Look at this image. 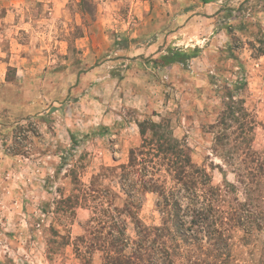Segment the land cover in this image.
I'll return each mask as SVG.
<instances>
[{
  "label": "rangeland",
  "instance_id": "obj_1",
  "mask_svg": "<svg viewBox=\"0 0 264 264\" xmlns=\"http://www.w3.org/2000/svg\"><path fill=\"white\" fill-rule=\"evenodd\" d=\"M202 7V0H0V264H101L94 208L128 200L119 167L150 137L140 133L145 121L167 124L211 186L236 185L218 195V210L232 213L233 198L243 201V168L253 188L260 184L252 195L264 199V0ZM176 51L191 57L154 63ZM79 182L86 196L74 190ZM73 193L80 204L70 217L60 201ZM131 196L134 218L120 215L127 252L136 217L161 225L155 193ZM216 217L234 223L224 212ZM257 221L262 228L249 236L230 233L219 257L205 232L209 263L264 264V217Z\"/></svg>",
  "mask_w": 264,
  "mask_h": 264
},
{
  "label": "trees",
  "instance_id": "obj_2",
  "mask_svg": "<svg viewBox=\"0 0 264 264\" xmlns=\"http://www.w3.org/2000/svg\"><path fill=\"white\" fill-rule=\"evenodd\" d=\"M190 57L186 53L176 51L162 55L154 63L164 66L183 62ZM143 123L146 128L140 129V133L145 136L146 131H149L150 137L144 138L139 150L131 153L129 162L119 167V180L124 189L127 188L128 200L121 208L114 206L106 209L101 203L98 208H94L97 216L92 215L91 218L92 222L99 226V234L96 235L104 252V261L101 264H172L176 257L181 264H216L207 260L206 250L209 247L203 245L201 236H204L205 232L208 234L209 240H212L209 246L219 257L227 252L222 243L231 238L230 233L239 229L245 236H249L255 225L256 229L262 228L261 220L256 222V219L264 217V211L260 207V202L264 199L252 195V191L259 192V182L257 181L253 188L252 179L248 178L249 172L243 168L238 175L241 178L240 183L245 185L243 201H239L238 197L233 198L237 208L232 207V213L229 210H218V195L234 194L236 185L225 181L224 188L211 186L203 169H198L199 167L192 163L189 147L172 135L167 124L154 121ZM167 175L172 185L167 184ZM136 176H139L138 180H133ZM81 185L79 182L74 190L86 196V192L80 188ZM89 191L97 193L94 187H90ZM131 191H148L157 195L156 206L161 215V225L147 226L136 217L134 225L137 240L134 241L135 247L127 252L126 247L131 239L126 234V224L120 215L128 213L133 219L132 213L136 214ZM106 196L107 193L102 195L104 198ZM184 196L189 200L186 207L181 206ZM79 198L80 193H73L60 201L67 205L66 211L69 210L70 217H73L74 208L80 204ZM105 202L108 206L112 204L110 199ZM227 202L230 204L231 200ZM251 203L252 208L259 207L256 214L250 213ZM190 204L195 208H191ZM245 206L247 209H244ZM217 212L226 213L234 223H224L216 217ZM209 214L211 217L208 222Z\"/></svg>",
  "mask_w": 264,
  "mask_h": 264
},
{
  "label": "crops",
  "instance_id": "obj_3",
  "mask_svg": "<svg viewBox=\"0 0 264 264\" xmlns=\"http://www.w3.org/2000/svg\"><path fill=\"white\" fill-rule=\"evenodd\" d=\"M223 0H202V3L204 4V7H202V10H206V12H210L214 9H216L217 7H219V4L222 2Z\"/></svg>",
  "mask_w": 264,
  "mask_h": 264
}]
</instances>
